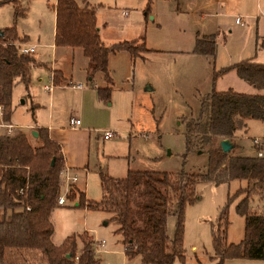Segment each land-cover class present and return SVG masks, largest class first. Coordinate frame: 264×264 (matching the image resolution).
I'll list each match as a JSON object with an SVG mask.
<instances>
[{
	"label": "rangeland",
	"instance_id": "obj_1",
	"mask_svg": "<svg viewBox=\"0 0 264 264\" xmlns=\"http://www.w3.org/2000/svg\"><path fill=\"white\" fill-rule=\"evenodd\" d=\"M90 1L97 7L101 36L107 45L131 39L148 50L141 48L138 55H133L120 49L110 54L112 90L110 97L104 98L98 87L110 84L102 72L94 80L89 78L83 51L76 48L73 53L71 48L54 46L56 0H20L17 6L24 14L17 20L16 5L1 4L0 26L16 24L20 35L26 36V41L19 44H36L35 54L46 62L35 67L30 86L39 107H32L31 98L26 96L29 89L20 82L14 89L9 120L37 145L40 141L32 136V130L38 126H31L35 122L43 126H68L71 116L81 118L83 123L79 126L89 128L92 133L91 157L87 169L73 171L78 180L70 192L73 188H84L93 201L103 196L101 172L124 177L130 168L167 171L173 175L204 169L206 155L187 151V121L200 115L202 98L214 89L233 86L235 90H253L237 71H232L235 69L223 74L218 71L245 59L264 62V0ZM237 16L242 17V22H236ZM205 33L216 35L214 55L195 50L197 36ZM56 60L57 66L72 80L66 84L63 78L52 95L44 84L52 82L51 65ZM80 82L85 88L78 89L72 84ZM95 83L98 87H94ZM106 129L117 134L106 139L103 136ZM238 134L245 152L257 153L253 141L260 138L264 144V120H251L248 131L240 129ZM75 141V136L69 134L68 145ZM245 183L244 179L221 184L198 181L199 198L187 203L182 212L186 257L184 260L177 257L174 264L215 263L212 228L224 225L220 216L225 211L228 241L236 242L243 237L245 217L237 209L243 193L237 194V190ZM76 200L68 198L53 211L55 243L88 230L94 239H105L104 245L96 250L101 264H141L140 256L126 255L122 235L116 231L119 225L111 219V212L102 207L80 206ZM251 204L264 206V196H255ZM178 219L175 212L168 217L170 237L176 234Z\"/></svg>",
	"mask_w": 264,
	"mask_h": 264
},
{
	"label": "trees",
	"instance_id": "obj_2",
	"mask_svg": "<svg viewBox=\"0 0 264 264\" xmlns=\"http://www.w3.org/2000/svg\"><path fill=\"white\" fill-rule=\"evenodd\" d=\"M19 1L0 0V5L15 4L17 20L24 14L17 6ZM53 6L56 44L83 48L89 58V78L94 80L102 72L110 85L99 86V94L109 98L113 82L110 54L127 49L138 55L144 44L123 40L107 45L97 22V7L90 5V0H56ZM2 30L0 104L4 106V118L9 120L14 84L20 81L29 89L31 70L38 61L32 54L20 51L19 42L26 41V36L20 35L16 24ZM215 37V34L198 35L195 50L214 55ZM231 69H236L257 91L214 89L202 98L200 115L187 121L186 139L187 151L206 155L204 169L173 175L167 171L130 168L124 177L101 172V200L93 201L77 188L67 195L77 199L80 206L102 207L111 212V219L119 225L116 231L122 235L126 255L140 256L141 264H174L177 257L185 259L182 212L187 203L199 198L196 184L200 180L216 184L246 180L237 190V194L243 193L237 209L245 217V235L239 242L228 241L225 211L220 216L224 225L212 228L214 264H226V259L234 256L264 258V206L251 204L255 196H264V155L236 151L238 130H247L250 119L264 120V62L245 59L222 68L218 74ZM32 136L40 144L33 145L22 130L0 135V264H101L94 236L88 230L69 235L60 244L54 242L52 214L60 205L65 155L48 127L38 126ZM223 139L232 143L230 150L223 148ZM174 212L179 219L176 234L170 237L168 217Z\"/></svg>",
	"mask_w": 264,
	"mask_h": 264
},
{
	"label": "crops",
	"instance_id": "obj_3",
	"mask_svg": "<svg viewBox=\"0 0 264 264\" xmlns=\"http://www.w3.org/2000/svg\"><path fill=\"white\" fill-rule=\"evenodd\" d=\"M90 5H93L91 3V1H90ZM93 6H95V5H93ZM53 9L55 11L54 46H55L56 49H58L59 46L56 44V40H55V34H56V10H55L54 6H53ZM97 22H98V18H97ZM98 25H99V23H98ZM99 28H100V33L102 35V26L99 25ZM206 34H215V33H205L204 35H206ZM133 39H136V38H133ZM128 40H131V39H128ZM28 45H35L36 46V44H28ZM60 47H62V46H60ZM64 47L71 48L73 53L76 51V48H78L81 51H83V48L79 47V46H77V47L64 46ZM36 52H37V46H36V51L32 55L35 57V59L38 61V63L33 65V67H32V70H31V81H30V84H29V91L26 93V96L30 97L31 100H32V107H39V105H40V103L37 102L34 99V95L32 94V92L30 90L31 83L33 81V71H34L35 67L46 63L42 59H40L37 54H35ZM83 54H84V51H83ZM84 56L87 58V60H86V62H87L86 63L87 64L86 65V71H87V67H88V64H89V58L85 54H84ZM52 65H54V67ZM52 65H51V69H52V77H51V79H52V82H50L49 84L48 83L44 84L45 89L49 90L51 93L53 92L54 88L57 87V85H59L60 81H62L63 78H65V80L67 81L66 84L70 83V80H72L68 76L65 75L64 71L61 68H59L57 66L58 65V60H56L55 63L53 61ZM232 71L236 72L237 70L235 69V70H232ZM232 71H230V72H232ZM18 83H20V81H17L14 84L13 96H14L15 86ZM62 83L65 84L64 82H62ZM80 83H82L81 87H78V86H75V87L78 88V89L85 88L84 87V83L83 82H80ZM50 84H53V87H52L51 90L46 88V85H50ZM94 87H98V85L95 83ZM228 88L235 89L233 86H229ZM237 91L250 92V91H244V90H237ZM256 91H257V89L253 86V90L250 93L256 92ZM54 94H55V92L52 93V95H54ZM54 98H55L54 96L51 97V106L52 107L54 105ZM1 116H2V114H1V111H0V119H1ZM72 117H75V116H71L70 117V121H69V125L68 126H58V125H53V124L51 125L50 124V125H46V127L49 128V132H50L52 138H54L55 140L60 142L61 145H62L63 152H64V155H65V166H68L73 171H76V169H81V168L82 169H87V167L89 165L90 157H91L90 156V149H91V142H92V133H91V130L89 128L79 126V125H81L83 123L81 118H80L81 119V123L80 124H78V125H73L72 123L70 124ZM251 120H253V119L249 120L248 129L250 128ZM34 125L43 126V125L38 124V122H35L31 126H34ZM248 129L244 130V131L247 132ZM69 134H73L75 136V138H76V141H75V143L72 146L68 145V135ZM240 138H241V136L237 132L236 141L238 142L239 147H238V149L236 151L238 153H241V154H247L245 152V146L243 144H241V142H240ZM79 187L82 188L81 186H79ZM82 189L85 192V195L87 197L85 189L84 188H82ZM75 203L78 204V200H76ZM244 235H245V232H244ZM244 235H243V237H244ZM243 237L240 240L236 241V242L241 241L243 239ZM229 242H235V241L231 240ZM193 247L195 248V246H193ZM226 264H264V258H250V257H239V256L237 257V256H234V257H228L226 259Z\"/></svg>",
	"mask_w": 264,
	"mask_h": 264
},
{
	"label": "built area",
	"instance_id": "obj_4",
	"mask_svg": "<svg viewBox=\"0 0 264 264\" xmlns=\"http://www.w3.org/2000/svg\"><path fill=\"white\" fill-rule=\"evenodd\" d=\"M242 17L241 16H237L236 17V21L237 22H242ZM19 49L22 53H27V54H32L36 51V46L35 45H28V44H20L19 45ZM73 86H78L81 87L82 83H72ZM53 84L50 85H46V88L48 89H52ZM4 106L2 104H0V111H1V119H0V135L2 134H13L17 131V125L15 123H13L10 120H7L3 117L4 114ZM71 123L73 125H78L81 123V119L78 117H72L71 118ZM117 133L115 131H112L110 129H106L104 131V138L108 139L111 138L113 136H115ZM254 144L256 146V151L258 155H264V144L262 143L260 138H254ZM63 180H64V191L60 194L59 196V203L60 204H65L68 197V193L70 192V188L71 186L77 182L78 180V175L76 173H73V170L68 167L65 166V168L63 169ZM20 191H23V189L21 188ZM105 243V239L100 240H96V250H99V246L100 245H104Z\"/></svg>",
	"mask_w": 264,
	"mask_h": 264
},
{
	"label": "water",
	"instance_id": "obj_5",
	"mask_svg": "<svg viewBox=\"0 0 264 264\" xmlns=\"http://www.w3.org/2000/svg\"><path fill=\"white\" fill-rule=\"evenodd\" d=\"M4 31L2 30V27L0 26V34H3ZM34 133L37 135L38 132L34 130ZM222 145L225 150H230L232 148V143L230 142L229 139H223L222 140Z\"/></svg>",
	"mask_w": 264,
	"mask_h": 264
}]
</instances>
